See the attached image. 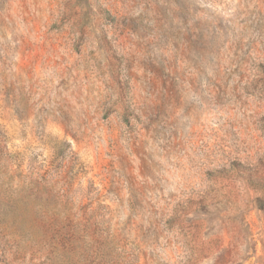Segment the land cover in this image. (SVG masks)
<instances>
[{
    "label": "rangeland",
    "instance_id": "rangeland-1",
    "mask_svg": "<svg viewBox=\"0 0 264 264\" xmlns=\"http://www.w3.org/2000/svg\"><path fill=\"white\" fill-rule=\"evenodd\" d=\"M0 264H264V0H0Z\"/></svg>",
    "mask_w": 264,
    "mask_h": 264
}]
</instances>
